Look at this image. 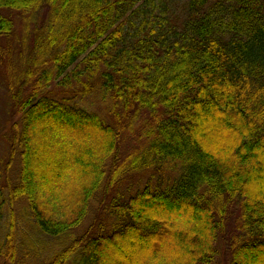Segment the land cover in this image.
Listing matches in <instances>:
<instances>
[{
  "label": "trees",
  "instance_id": "16d2710c",
  "mask_svg": "<svg viewBox=\"0 0 264 264\" xmlns=\"http://www.w3.org/2000/svg\"><path fill=\"white\" fill-rule=\"evenodd\" d=\"M184 9L180 23L168 0H0V40L14 13L33 38L28 55L7 52L21 163L17 182L0 181V264H30L38 249L35 264H216L234 204L228 264H264V0ZM59 79L108 104L117 127L47 96ZM143 113L140 150L121 154L118 126ZM150 169L168 171L163 184L118 193L102 209L110 231L73 235L92 200Z\"/></svg>",
  "mask_w": 264,
  "mask_h": 264
},
{
  "label": "rangeland",
  "instance_id": "374dc122",
  "mask_svg": "<svg viewBox=\"0 0 264 264\" xmlns=\"http://www.w3.org/2000/svg\"><path fill=\"white\" fill-rule=\"evenodd\" d=\"M168 1L170 6L177 11L178 18L181 23L182 20L187 18V14L184 9V3L187 0ZM13 18L15 20L14 32L10 38H3L0 40V181L4 186L7 182V179L11 177L14 180L16 179L17 182L16 177H18V169L21 163V154L19 146L16 142V144L14 143V136L17 130L18 132L20 131L19 126L21 125L22 119V113H20L18 103L13 97L12 91H10L9 87L10 80L8 79L10 77L6 73V65H8L10 57L9 53L7 52L13 48L14 50L16 49L15 51L17 55H28L33 43L31 32H29L28 36H25L27 33L25 32V24L23 22L22 15L19 13H14ZM38 18L42 23L43 21H41V19L46 20L47 13L41 10L39 12ZM31 26L34 28L36 25L33 23ZM24 37H26L27 41L25 48L21 43L24 40ZM24 50L26 51L23 52ZM75 86L76 83L74 82L71 88H76ZM20 90L21 91L18 92V95L20 96H24L27 92L25 91L24 86ZM66 90L67 89L62 86L59 79L55 81L44 93H46L47 96H65L66 98H71V103L100 114L109 123L117 127L118 122L116 121L115 116L111 113L110 106L104 103L99 97L88 95L82 98L80 95L78 96V94L74 92L65 93ZM119 110H121V108H118V111ZM146 117L147 113H143L139 118H136L133 123L130 124L128 121L124 124L125 126L122 124L118 126V129L120 132H122V142L120 143L121 154L127 155V153H133L134 151L140 150V145L141 143L143 144L141 130L143 129L142 126H144L146 123ZM19 145L21 147L22 143L20 142ZM167 172L168 171H162V169H150L126 176L120 184L109 191L108 194H106L103 198L100 196V198L96 197V199L92 200L90 211L86 217V220L77 230H75L73 235L79 236L87 229H89L93 235L97 234L101 231L102 225H104L103 230L110 231L111 226L108 224V222H112L111 215L107 212V210L102 209H107L108 205L113 201V198L116 197L118 193H121L127 198L132 191L134 192L137 188L143 186L147 181H151L153 185H162L164 179L167 176ZM180 175V168L175 167L174 171H170L168 179H173L174 181L175 179L177 180ZM228 211L229 215L225 224V229L221 232L217 240L218 255L216 257V264H228L231 255L232 238L235 235H238L241 231V229H239L240 209H238V206L234 204L228 209ZM20 218L21 216H19L20 222H24ZM55 242L57 243L58 241ZM48 243L49 244L43 245L41 247L43 251L51 248V246L53 247L51 242ZM28 245H30L31 250L32 243H29ZM39 250L40 249L31 251L33 254L28 257L31 260L30 264L37 263L39 256L43 257L41 256L42 251L40 252Z\"/></svg>",
  "mask_w": 264,
  "mask_h": 264
}]
</instances>
